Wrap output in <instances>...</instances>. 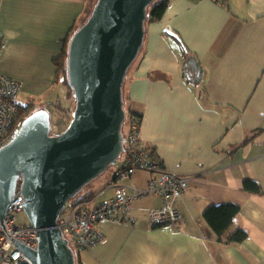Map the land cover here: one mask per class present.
Listing matches in <instances>:
<instances>
[{
	"label": "crops",
	"instance_id": "crops-1",
	"mask_svg": "<svg viewBox=\"0 0 264 264\" xmlns=\"http://www.w3.org/2000/svg\"><path fill=\"white\" fill-rule=\"evenodd\" d=\"M97 2L0 0V74L21 82L25 104L35 100L47 110L60 98L64 89L55 83L53 61ZM184 50L198 79L187 77ZM125 99L143 114V148H152L165 170L193 179L176 204L183 220L153 227L150 212L162 200L142 198L120 221L100 223L105 241L81 249L79 262L264 264V0L169 3L162 21L146 26L141 55L127 73ZM246 139L251 143L243 146ZM116 168L92 186L97 201L114 196ZM155 176L139 171L132 182L145 189ZM246 180L261 193L246 191ZM222 204L239 207L233 223L247 233L243 243L219 242L203 223L204 212Z\"/></svg>",
	"mask_w": 264,
	"mask_h": 264
},
{
	"label": "water",
	"instance_id": "water-1",
	"mask_svg": "<svg viewBox=\"0 0 264 264\" xmlns=\"http://www.w3.org/2000/svg\"><path fill=\"white\" fill-rule=\"evenodd\" d=\"M153 1L98 0L69 45L68 77L76 107L68 127L54 135L50 113L39 109L0 148V222L6 230L3 218L20 189L39 248L33 251L12 240L33 264H75L58 219L68 202L115 166L124 151L123 85L142 49L146 9Z\"/></svg>",
	"mask_w": 264,
	"mask_h": 264
},
{
	"label": "built area",
	"instance_id": "built-area-1",
	"mask_svg": "<svg viewBox=\"0 0 264 264\" xmlns=\"http://www.w3.org/2000/svg\"><path fill=\"white\" fill-rule=\"evenodd\" d=\"M174 0H166L169 4ZM220 2L222 0H211ZM22 91L20 81L0 74V148L14 139L20 132L27 117L22 115L19 95ZM66 101L67 92L61 97ZM74 109L72 110L73 114ZM71 114V116H72ZM142 120L131 117L128 133L125 137L124 152L116 162V172L111 182L114 196L105 202L90 198L79 203H68L58 219L59 227L71 235L72 241L80 249H94L102 244L106 235L100 228L104 220L120 221V215L128 211L130 205L147 196L161 198L162 205L150 212L153 227L176 225L183 220L177 209L179 197L189 189L193 179L164 169L156 157L147 155L141 137ZM150 171L159 176L153 177L145 189L132 182L136 171ZM19 194V195H18ZM16 200L3 218L6 230L0 222V264H33L26 254L12 240L37 251L39 234L29 222L19 223L17 214L23 212V195L20 189ZM11 236V237H10Z\"/></svg>",
	"mask_w": 264,
	"mask_h": 264
},
{
	"label": "trees",
	"instance_id": "trees-1",
	"mask_svg": "<svg viewBox=\"0 0 264 264\" xmlns=\"http://www.w3.org/2000/svg\"><path fill=\"white\" fill-rule=\"evenodd\" d=\"M167 6H168V3L166 2V0H154L147 7L145 29H146V26L148 24L160 23L162 21L164 14L166 12ZM165 35L168 37V36H171L172 33L165 32ZM72 37L73 36L71 34H69L68 38L64 41L65 46L63 48L61 55L53 61L54 65L57 68L55 83H56V85H60L66 89L67 99H68V101L71 100L72 104L74 102V106L70 105V107L69 106L66 107L61 98H59L56 103L52 104V106L62 116V118L65 121H67L68 123L72 119V116H71L72 110L75 109V107H76V99L74 97V91L69 84L68 67H67L68 58H69V45H70V41H71ZM3 45H4V40L2 37H0V51L2 50ZM142 50H143V46L139 52L138 57L141 55ZM184 53H185V55H184V59H185L184 70L186 71L188 79L189 80H193L194 78L198 79L196 76L198 68L196 67L195 63L192 62L191 58L188 57V54L186 53L185 50H184ZM138 57H137V59H138ZM126 78H127V75H126ZM126 78H125V82L123 85V102H124L123 108L125 111V121H124L123 126H122V135H123V128L125 129V127H124L125 123H126V129H127V133H128V131H129L128 122H129V119L131 117L135 116L137 118H140L141 120L143 118L142 112L134 111L133 109H131L126 104V99H125ZM35 102H36L35 100H32V101H29L27 104H22L19 101L23 116L28 117L33 110L34 111L39 110L37 107V104ZM64 130H65V128L63 129L58 123L53 124L52 133L54 135L61 134ZM259 133H260V131L255 132L252 137L255 138L256 136H258ZM123 137L125 139V135H123ZM249 140L250 139H246L242 143V145L246 146V145L250 144L251 142H249ZM124 147L125 146L123 145V148ZM144 150L146 151L148 156H150V157L155 156L154 150L152 148L146 147ZM123 152L120 154V157L122 156ZM120 157L118 158V160L120 159ZM139 171H145V170H139ZM139 171H136L135 173H137ZM148 172H150V171H148ZM135 173H134V175H135ZM151 173H153V172H151ZM153 174H155V173H153ZM83 189L78 194H76L68 203H79V202H82V201L90 199V198H94V197L96 198L98 195V193L97 194L96 193L82 194ZM244 189L246 191L254 193V194L261 193L260 187L255 182H253L251 180H246L244 182ZM238 213H239V207L236 205H233V204H222L219 206H211L204 212V214L202 216V220H203V223H205V225L209 229V231L212 233L213 237L216 238L219 242H222V243L227 244V245L240 244V243H243L247 239V233L234 226L233 221H234V218L236 217V215ZM63 235H64V238L67 239L65 237L64 232H63ZM77 249H78V252L81 250L78 247H77ZM86 250H89V249H86ZM78 252L75 253L73 251V254L75 257V264H81L78 260V257H77Z\"/></svg>",
	"mask_w": 264,
	"mask_h": 264
},
{
	"label": "rangeland",
	"instance_id": "rangeland-1",
	"mask_svg": "<svg viewBox=\"0 0 264 264\" xmlns=\"http://www.w3.org/2000/svg\"><path fill=\"white\" fill-rule=\"evenodd\" d=\"M61 88H63L65 91H66V89L64 88V87H62L61 86ZM62 90V89H61ZM63 90V91H64ZM63 91H62V93H63ZM62 93H61V96H60V98L62 97ZM22 98H24L23 97V95L21 96V94H20V96H19V101L22 103V104H25L26 103V101L25 100H23ZM63 103H64V105L67 107V106H69L70 107V105L71 106H74V102H73V104H72V101L70 100V101H68V99H66V101H63ZM45 108H47V110H48V112L50 113V115H51V119H52V123L54 124V123H58L63 129L65 128H67L68 127V125H69V123L67 122V121H65L63 118H62V116L56 111V109H54V107L52 106V105H47V106H44ZM34 112V110L31 112V113H33ZM125 129L123 128V135H125V137L127 136V132H126V123H125ZM114 168H115V166L114 165H111L105 172H103L96 180H94V181H92L91 183H89L88 185H86L85 186V188L83 189V192H82V194H86V193H89L90 191H91V189H92V186L94 185V183L96 182V181H99V180H101V179H103V181H104V179L106 178V177H109L110 175H112L113 174V172H114ZM17 220H18V222L19 223H25V222H27L28 221V218H27V216H26V214L24 213V212H22V213H19V214H17ZM64 234H65V237L67 238V240L69 241V246H70V248L75 252V253H77L78 252V249H77V247H76V245L74 244V242L72 241V239H70V236H69V234H68V232L67 231H64ZM82 255H83V253H82Z\"/></svg>",
	"mask_w": 264,
	"mask_h": 264
}]
</instances>
